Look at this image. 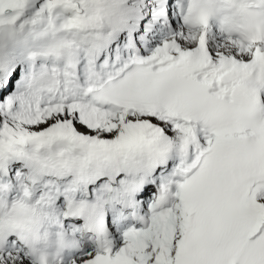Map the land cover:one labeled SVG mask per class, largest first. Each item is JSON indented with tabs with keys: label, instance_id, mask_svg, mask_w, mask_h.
I'll use <instances>...</instances> for the list:
<instances>
[{
	"label": "snow or ice",
	"instance_id": "1",
	"mask_svg": "<svg viewBox=\"0 0 264 264\" xmlns=\"http://www.w3.org/2000/svg\"><path fill=\"white\" fill-rule=\"evenodd\" d=\"M0 264H264V0H0Z\"/></svg>",
	"mask_w": 264,
	"mask_h": 264
}]
</instances>
